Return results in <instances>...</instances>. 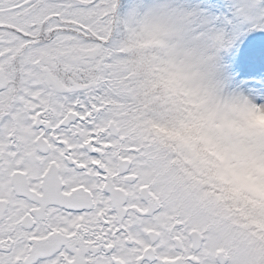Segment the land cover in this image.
Returning <instances> with one entry per match:
<instances>
[{
	"label": "snow or ice",
	"instance_id": "1",
	"mask_svg": "<svg viewBox=\"0 0 264 264\" xmlns=\"http://www.w3.org/2000/svg\"><path fill=\"white\" fill-rule=\"evenodd\" d=\"M264 110V0H0V264H264L173 143Z\"/></svg>",
	"mask_w": 264,
	"mask_h": 264
},
{
	"label": "clouds",
	"instance_id": "2",
	"mask_svg": "<svg viewBox=\"0 0 264 264\" xmlns=\"http://www.w3.org/2000/svg\"><path fill=\"white\" fill-rule=\"evenodd\" d=\"M237 119L243 131L229 139L218 138L200 120H190L163 135L185 147L193 162L226 195L264 203V110H250Z\"/></svg>",
	"mask_w": 264,
	"mask_h": 264
},
{
	"label": "rangeland",
	"instance_id": "3",
	"mask_svg": "<svg viewBox=\"0 0 264 264\" xmlns=\"http://www.w3.org/2000/svg\"><path fill=\"white\" fill-rule=\"evenodd\" d=\"M214 2L224 4L226 0H214ZM165 132H162L161 134H164ZM222 194L228 198L231 197V195H226L223 191H222ZM235 204L237 206V209L241 212H250L251 210L256 209V208L264 209V203H259L252 198L244 197L243 199L236 201Z\"/></svg>",
	"mask_w": 264,
	"mask_h": 264
},
{
	"label": "trees",
	"instance_id": "4",
	"mask_svg": "<svg viewBox=\"0 0 264 264\" xmlns=\"http://www.w3.org/2000/svg\"><path fill=\"white\" fill-rule=\"evenodd\" d=\"M244 197H240L238 194L236 195H231L230 199L235 203L236 201H239L243 199Z\"/></svg>",
	"mask_w": 264,
	"mask_h": 264
}]
</instances>
